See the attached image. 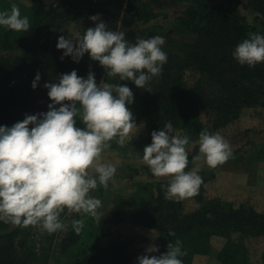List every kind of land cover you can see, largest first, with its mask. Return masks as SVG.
Wrapping results in <instances>:
<instances>
[{
	"label": "trees",
	"instance_id": "trees-1",
	"mask_svg": "<svg viewBox=\"0 0 264 264\" xmlns=\"http://www.w3.org/2000/svg\"><path fill=\"white\" fill-rule=\"evenodd\" d=\"M13 3L29 17L31 28L15 32L0 27V125L12 126L25 114L46 112L51 100L44 83L58 82L61 74L74 69L85 78L89 71L94 72L97 83L126 84L133 91L134 102L128 107L136 123L143 124L145 135L123 146L113 140L110 146L116 155L127 159L142 160L151 132L162 130L167 121L178 134L197 142L202 130L218 132L240 119L246 109L264 108V63L249 67L232 56L235 46L249 33L264 34V0H56L53 4L46 0H0V10H10ZM167 7L175 9L170 14ZM96 14L109 29L125 32L131 43L138 37L185 35L186 40L166 51L167 63L162 74L150 82L151 91L133 81L108 78L104 67L87 53L79 63L70 56L61 59L64 50L56 47L58 37L68 38L75 31L94 27L96 22L90 17ZM160 15L170 21L156 22ZM37 72L41 81L33 89ZM77 126H84L79 119ZM198 151V143H193L186 171L195 167L192 157ZM234 159L238 162L240 158ZM117 169H125L126 173L118 172L117 177L126 184L127 193L110 183L107 189L98 187L93 195L102 200V210L112 206L108 209L112 223L128 217L152 230L153 235L118 233L105 243L100 223L66 209L61 214L65 230L52 234L39 226L0 222V264H134L149 242L159 246V255L176 240L182 242L186 253L184 264L213 253L220 264H252L246 241L264 236V212L245 204L236 207L219 198L206 199L205 184L212 174L199 169L203 183L193 196L196 207L187 209L189 198L166 199L168 178L155 177L144 163H126ZM81 218L84 227L77 234L71 221ZM214 237L223 240L216 251ZM39 240L41 247H37ZM53 247L58 253L52 262Z\"/></svg>",
	"mask_w": 264,
	"mask_h": 264
},
{
	"label": "clouds",
	"instance_id": "clouds-1",
	"mask_svg": "<svg viewBox=\"0 0 264 264\" xmlns=\"http://www.w3.org/2000/svg\"><path fill=\"white\" fill-rule=\"evenodd\" d=\"M90 19L96 22L94 27L75 31L68 38L58 37L56 47L64 50L61 59L70 56L79 63L87 53L104 67L108 78L133 81L151 91L150 82L162 74L168 60L163 50L165 38L138 37L131 43L125 32L109 29L99 14ZM0 27L28 32L31 23L13 3L10 10H0ZM232 56L249 67L264 63V34L249 33L235 46ZM40 81L37 72L32 88ZM43 87L51 100L46 112L25 114L12 126L0 125V222L39 226L52 234L66 227L61 214L67 209L101 223L103 202L93 192L114 184L117 173V165L106 162L104 153L113 140L125 145L142 126L128 107L134 102L133 91L126 84L97 83L94 72L89 71L85 78L75 69ZM78 119L83 127L77 126ZM193 143H198L199 151L192 157L195 167L186 171ZM232 155L230 143L219 132L204 129L198 142H192L167 121L162 130L151 132L142 162L155 177L168 178L165 198L179 201L198 193L203 183L201 163L215 168ZM71 224L79 234L84 220L74 219ZM159 252L158 245L149 244L137 264H184L186 253L180 240L169 242L166 252L152 255Z\"/></svg>",
	"mask_w": 264,
	"mask_h": 264
},
{
	"label": "rangeland",
	"instance_id": "rangeland-1",
	"mask_svg": "<svg viewBox=\"0 0 264 264\" xmlns=\"http://www.w3.org/2000/svg\"><path fill=\"white\" fill-rule=\"evenodd\" d=\"M19 1L30 3L31 0ZM46 2L47 4H53L56 0H46ZM174 9L173 7H167L166 11L171 14ZM249 18L251 19V14ZM168 21H170V18L163 17L162 15L156 19V22L159 23H166ZM120 26L124 27L121 19ZM164 37L166 42L165 45H163V50L165 52L169 47H176L178 43L187 39L185 35L176 33ZM138 125H142L137 134V137H141L145 135L146 131L145 128H143V124ZM218 132L230 143L233 155L226 162L215 168L201 163L200 168H203L208 175L212 174L210 180L205 184V198H219L225 202L230 201L233 202L236 207L245 204L253 207L257 211L264 212V108L246 109L243 111L240 119ZM134 137L136 136L132 138ZM192 148L193 144L190 150ZM115 152L116 151L113 149H107L104 153V160L106 162L115 163L119 168L123 167L126 163H143L139 158H134L132 160L133 157L129 156L128 158L130 159H127L122 155H116ZM234 156L240 158L238 162H235ZM118 172H120L119 169H117L114 184L117 186V190L127 193L125 189L126 184L123 182L121 183L122 178L120 179L117 177L119 174ZM121 172L126 173L125 169ZM196 203L195 199L191 197L186 201L185 206L187 209H193L196 207ZM110 206L111 205H107L102 210L103 221L100 223L99 233L102 234L101 239L103 242H109L114 236H117L118 233L128 235L133 232L136 237L139 235H144L146 237L153 235L152 230L134 224L128 217L125 221L122 220L116 224L112 223L113 217L109 216L108 213V209L112 207ZM64 230L65 228L61 230V232ZM40 242L41 240H39L37 247H41L42 244ZM246 243L251 249V263L264 264V236L248 239ZM149 244H146L144 248L146 249ZM222 244L223 240L221 237H214L213 245L214 247L216 246L214 251ZM145 249H142L141 253L136 256L134 264H137V258L145 253ZM53 252L52 262L57 258L58 249L53 247ZM152 255L157 254L153 253ZM192 264H220V262L215 253H213L197 256Z\"/></svg>",
	"mask_w": 264,
	"mask_h": 264
}]
</instances>
